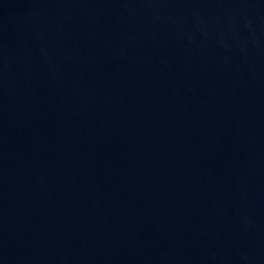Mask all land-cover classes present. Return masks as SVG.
Masks as SVG:
<instances>
[{"label": "water", "instance_id": "1", "mask_svg": "<svg viewBox=\"0 0 264 264\" xmlns=\"http://www.w3.org/2000/svg\"><path fill=\"white\" fill-rule=\"evenodd\" d=\"M0 264H264V0H0Z\"/></svg>", "mask_w": 264, "mask_h": 264}]
</instances>
